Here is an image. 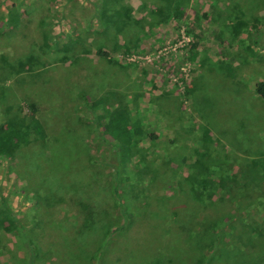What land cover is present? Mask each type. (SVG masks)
Returning a JSON list of instances; mask_svg holds the SVG:
<instances>
[{"label": "rangeland", "instance_id": "1", "mask_svg": "<svg viewBox=\"0 0 264 264\" xmlns=\"http://www.w3.org/2000/svg\"><path fill=\"white\" fill-rule=\"evenodd\" d=\"M260 81L264 0H0V264H264Z\"/></svg>", "mask_w": 264, "mask_h": 264}, {"label": "trees", "instance_id": "2", "mask_svg": "<svg viewBox=\"0 0 264 264\" xmlns=\"http://www.w3.org/2000/svg\"><path fill=\"white\" fill-rule=\"evenodd\" d=\"M174 13L179 10V4H175ZM49 40H44V45L48 46ZM96 55L100 57H107L108 54L100 51H96ZM254 92L262 99H264V81L257 82L254 86ZM105 99V98H104ZM106 101V100H105ZM103 103V99L101 100ZM104 131L112 139L113 146H118L122 150V155L118 157L124 161L129 155L130 147L134 143V139L137 137L145 136L144 130L132 121L128 111L115 107L113 110L103 113ZM33 134L36 138L42 139L44 137L43 127L41 123L33 116L29 114L27 120H23L18 116H12L7 118L2 124H0V157L11 158L13 151L21 144H26L29 139V135ZM205 134V133H204ZM202 134V138L207 140L206 134ZM261 168L264 170V159L261 164ZM264 177V174H263ZM213 185L211 177H206L205 181H201L199 186L204 191L208 184ZM222 185L218 184L221 188ZM201 191V189H198ZM1 226V219H0ZM33 264V262H31Z\"/></svg>", "mask_w": 264, "mask_h": 264}]
</instances>
